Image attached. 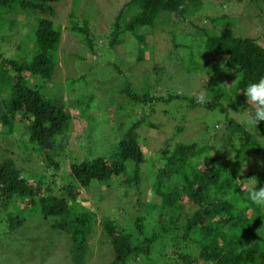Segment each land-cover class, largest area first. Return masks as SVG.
Returning a JSON list of instances; mask_svg holds the SVG:
<instances>
[{
	"label": "trees",
	"instance_id": "1",
	"mask_svg": "<svg viewBox=\"0 0 264 264\" xmlns=\"http://www.w3.org/2000/svg\"><path fill=\"white\" fill-rule=\"evenodd\" d=\"M61 1L0 0V34L16 25L17 21L9 15L24 14L25 26L29 29L27 35L12 47L6 41L15 37L0 36V41L9 46L10 52L8 56L0 51V139L14 137L21 124L22 131L37 144L36 154L45 171L50 168L60 170L62 160H68L69 164L68 170H64L69 180L57 188L54 181L43 184L41 178L38 180L37 172L26 169L25 172L34 173L28 177L31 182L23 175L24 168L18 165L24 156L14 142L13 158L0 160V225L5 228V233L28 231L24 228L25 215L28 209H33L46 220L53 217L51 224L42 226L49 224L57 232L66 234L73 264H89V249L96 236L100 247L113 250L114 258L106 264H264V231L260 230L264 217V161L255 160L256 156L261 158L260 155L264 158V45L254 37L211 34L197 23L182 25L187 22V14L201 6L203 0H130L116 17L110 44L120 43L130 32L139 44L146 46L147 35L164 15L167 24L181 25L179 34H185L191 40L198 33L204 35L205 59L215 65L209 80L211 92L194 98L181 94L152 96L135 92L126 79L117 92L128 102L139 105V110L145 108L140 119L130 124L119 137L113 156L70 161L69 156L60 151L70 145L73 135L76 137L85 131V127L76 125L74 133L73 122L77 123V120L68 110L65 99L53 96V88H48L63 53V29L75 36L81 34V41L91 49L93 40L89 22L86 19L80 21L74 12L75 0L73 7L67 8L69 22L65 28L57 24L60 13L56 4ZM128 10L134 13L129 19L126 17ZM207 20L211 24L231 23L230 15L226 13ZM33 24L35 27L32 28ZM25 43L30 44L26 52ZM144 57L140 51L137 59L144 60ZM196 65L188 73L200 72ZM222 65L227 67L226 71L220 70ZM222 74L225 76L219 81L217 77ZM228 77L236 78L230 87L222 83L224 78L228 81ZM69 85L72 91L74 81L70 80ZM66 90L71 94L68 86ZM174 98H183L189 109L202 108L206 113L213 110L228 112V105L245 111L252 107L253 123L240 122L228 112L226 130L213 135L212 142L204 137L193 143L173 144L176 136L173 135L150 160L140 143L139 129L144 125L159 128L148 119L154 103ZM67 101L72 103L73 99ZM90 104L87 108L92 111ZM91 111H86L87 117L82 110L77 112L80 117L85 116L86 121L91 119ZM92 132H95L93 127L89 136ZM62 134L65 139L58 141L57 137ZM14 139H6L1 145ZM86 140L84 138L83 145ZM146 161L156 171L143 169ZM160 162L162 166L157 167ZM247 165L250 170L245 175L242 170ZM130 167H133L131 171ZM143 171L153 174L152 188L159 201L146 203L142 209L132 204V209L139 213L131 218L130 228L123 225L124 217H105L98 222L92 201L83 188L95 181H109L123 175L127 189L128 186L138 189L142 185ZM252 179L255 184L249 183ZM127 189L123 196H128ZM138 205L141 206L140 200ZM146 207L153 211L152 219L142 214ZM119 209L126 215L125 209Z\"/></svg>",
	"mask_w": 264,
	"mask_h": 264
},
{
	"label": "rangeland",
	"instance_id": "2",
	"mask_svg": "<svg viewBox=\"0 0 264 264\" xmlns=\"http://www.w3.org/2000/svg\"><path fill=\"white\" fill-rule=\"evenodd\" d=\"M75 1L77 4L74 6V12L81 18L80 21L86 19L89 22L93 49L81 41L83 39L81 34L75 36L69 30L63 29L61 49L64 47L61 51L64 54L60 51V58L48 88V90L53 88V96L65 99L68 110L77 120V123L73 122L74 133L77 129L76 125L85 127V131L76 134V137L73 135L70 145L60 151V153L66 154V157L69 156L70 161L73 158L88 160L99 155L113 156L116 144L120 140L119 137L127 131L130 124L140 119L145 108L139 110V105L128 102V99L120 96L117 92L126 79L132 84L135 92L139 94L149 93L152 96L181 94L194 98L211 92L209 80L215 70V65L208 63L205 59L207 50L203 40L204 35L201 36L198 33L191 40L185 34H179L181 25L167 24V18L163 15L157 21L153 32L147 35L144 41L146 46L139 44L130 32L125 34L123 41L112 46L110 40L116 17L124 4L130 0ZM70 5L73 7V0H62L56 4L57 12L60 13L58 16L60 22L57 24H61L64 28L69 22L67 8ZM224 13L230 15L231 23L228 25H225L226 23L211 24L207 20L208 17L221 16ZM133 14V10H128L126 17L129 19ZM9 17L17 21L12 30L6 29L4 31V34L16 38L12 41H6L12 47L27 35L29 29L25 26L27 19L24 14L9 15ZM186 21L190 23L186 24L187 22H185L182 25L197 23L209 30L211 34L225 33L241 37H254L258 38L259 42L264 45V0H258L257 3H252L249 0L230 2L203 0L201 6L187 14ZM33 27L35 24L32 25ZM172 30L177 31V33H170ZM4 34L2 33L0 36ZM27 40L29 42L30 38L28 37ZM26 47L30 48V44L25 43V52L29 51ZM8 49L9 46L0 41V51L10 56ZM140 51L145 57L144 60L139 61L137 57ZM13 56H17V54L13 53ZM195 63L198 64L196 65L198 68L200 67V72L188 73L191 68L195 67ZM220 67L221 71L227 70L224 65ZM221 76L224 77L225 75L218 76L219 81H221ZM70 80L74 81L75 85L72 91L69 85ZM235 82L236 78L228 77V81L225 78L222 80V83L227 84L228 87L234 85ZM66 86H68L71 94H68ZM69 99H73L72 103L67 101ZM89 103H91L92 111L87 108ZM229 104L231 103L229 102ZM187 105V101L183 98L154 103L153 112L148 119L159 128L144 125L139 129V140L148 159H152L155 151L164 148V144L173 135H176L175 142L172 141L173 144L176 142L193 143L204 137L207 138L208 142H212L214 140L213 135L222 134L226 130L228 112L230 116L235 117L240 122L253 123L252 107L245 111L228 105V112L213 110L206 113V110L202 108L189 109ZM149 109L152 111L151 107ZM80 110L85 112L86 117V111H91V119L84 121L83 117L85 118V116L80 117V113L77 112ZM91 127L95 129V132L89 136ZM79 134H81L80 138L77 137ZM63 135L57 137L58 141L65 139ZM29 136L28 133L22 131L20 124V130L15 132L13 142L8 141L3 146L1 144H4L6 139L14 137H2L0 139V160L13 158V144L15 142L18 149H22L24 158L21 157L18 165L20 168H24V172L26 169H31L32 172H37L38 180L41 178L43 184L44 182L50 184L54 181L56 188L62 183H67L69 177L64 170L69 168L68 160L63 161L58 156L57 158L62 160V168L60 170L50 168L49 171H45L36 154L37 144L32 143ZM67 136L69 135L67 134ZM84 138H87L85 145L82 143ZM91 143L92 146H89ZM260 156L261 158L256 156L255 160L262 163L264 158L262 155ZM154 158L156 159V157ZM160 166H162L161 162L157 167ZM131 168L133 169V167H130V171ZM142 168L148 170L152 167H150L149 161H146ZM151 170L156 171V169ZM249 170L250 167L247 165L242 172L247 175ZM24 172L23 175L27 179H29V175L31 177L34 175V173H30V170ZM52 173L55 177L52 176ZM123 179L124 176L120 175L109 181H95L91 186L83 188V192L92 201L91 206L95 210L94 217L98 222L105 217L112 219L124 217L123 220L126 222L123 225L130 228L133 224L131 218L139 213L138 210L132 209V204L142 209L146 203L159 201L152 188L153 174L143 171L142 185L138 189L129 186L127 189L123 184ZM249 183L255 184V180L252 179ZM124 189L129 190L128 196H123ZM59 190L58 188L57 191L59 192ZM139 200L141 206L138 205ZM86 204L89 205V203ZM262 206L264 214V202ZM120 207L125 209L126 215L121 213ZM152 213L153 211H149L148 207L142 212L147 217L149 215L151 219L154 217ZM25 216L27 220L24 228L27 227L28 231L23 232L21 230L24 234L9 235L5 233V228L0 225V264H73L68 237L65 233H59L49 225L53 217L46 220L37 210L33 209H28ZM44 223L49 224L42 226ZM45 227L48 228L44 229ZM260 230L264 231V217L261 220ZM92 239L94 244L89 249L88 263L106 264L112 261L114 258L112 248L107 250L101 245L105 249L103 251L98 245L100 241L97 236ZM139 260L138 258L137 261Z\"/></svg>",
	"mask_w": 264,
	"mask_h": 264
}]
</instances>
